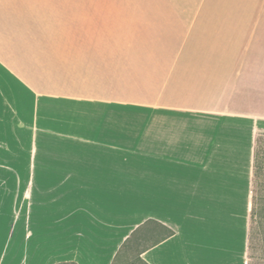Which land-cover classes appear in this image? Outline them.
<instances>
[{
  "label": "crops",
  "instance_id": "0c3cea01",
  "mask_svg": "<svg viewBox=\"0 0 264 264\" xmlns=\"http://www.w3.org/2000/svg\"><path fill=\"white\" fill-rule=\"evenodd\" d=\"M0 90L29 141L1 153L14 217L53 166L68 233L144 234L145 264L246 248L264 0H0Z\"/></svg>",
  "mask_w": 264,
  "mask_h": 264
},
{
  "label": "rangeland",
  "instance_id": "374dc122",
  "mask_svg": "<svg viewBox=\"0 0 264 264\" xmlns=\"http://www.w3.org/2000/svg\"><path fill=\"white\" fill-rule=\"evenodd\" d=\"M3 97L0 90V99ZM3 109L0 107V264H145L142 261L144 254L139 255V251L146 244L144 234H136L126 244L121 245L119 242L123 236L68 233L66 228L68 220L57 218L53 214V166H34L35 185L41 183V190L38 192L33 190L30 194V189L26 188L29 202L24 204L25 215L14 217L15 200L13 201L11 187L15 183V175L4 171L5 167L1 166V163L8 161L2 158L4 155L1 153L8 145L15 147L25 141L28 146L29 141L17 135L22 129L11 116L4 114ZM13 168L16 172L20 171L18 166ZM7 178L10 180L6 189L4 182ZM243 191V196L246 197L247 188ZM36 200L39 204L35 202ZM19 203L20 201L16 204L15 210ZM250 211L251 201L249 215ZM259 229L255 227L256 234L254 233L255 236L247 242L245 249L199 253L204 254L203 258L207 255L206 258L210 262V258L215 257V261L232 258L233 264H264V236L261 233L263 228L259 226ZM109 237L110 242L119 244L118 249L109 248L111 247L108 244Z\"/></svg>",
  "mask_w": 264,
  "mask_h": 264
},
{
  "label": "trees",
  "instance_id": "16d2710c",
  "mask_svg": "<svg viewBox=\"0 0 264 264\" xmlns=\"http://www.w3.org/2000/svg\"><path fill=\"white\" fill-rule=\"evenodd\" d=\"M259 226L263 228L261 233L264 236V132L257 136L254 147L249 240L256 234L255 227L259 229Z\"/></svg>",
  "mask_w": 264,
  "mask_h": 264
}]
</instances>
